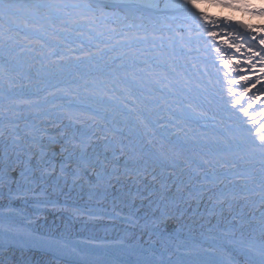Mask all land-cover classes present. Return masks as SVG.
Segmentation results:
<instances>
[{
    "label": "bare ground",
    "instance_id": "6f19581e",
    "mask_svg": "<svg viewBox=\"0 0 264 264\" xmlns=\"http://www.w3.org/2000/svg\"><path fill=\"white\" fill-rule=\"evenodd\" d=\"M97 1L107 6L103 8L105 15L100 10L95 13L101 17L97 23L84 26L91 30H58L63 18L69 27L82 26L70 21L81 16L82 10L47 7L96 5ZM97 1L24 0L45 7L32 22H20L0 37V165L5 147L14 156L18 146L39 137L37 130L46 129L45 136H55L59 129L69 137L83 130L94 134V140L96 136L108 137L107 155L119 160L121 172L124 149L134 158L131 167L134 174L139 171L140 178H122L116 191L100 202L99 197L89 200L86 185L64 187L70 199L50 188L52 199L59 204L42 213L35 212L30 200L9 201L5 188L0 192V218L25 212L23 216L28 218L13 219L10 229L53 240L86 238L129 245L164 241L170 249V240L195 241L187 238L189 234L218 237L224 230L236 229L237 236L242 230L258 244L264 215V155L249 137L251 120L239 112L238 105L233 110L228 102V80L236 78V72L225 77L227 70L216 49L226 58L244 60L246 57L229 45L237 42L251 46L250 38L255 35V50H260L264 0H251L253 4L236 9L216 1L198 2L195 11L207 14L209 20H195L181 8H164L165 3L178 5L181 0H158L160 10L140 8L144 0ZM105 20L114 22L117 30H103ZM238 21L251 26L248 39L234 40V35L243 36L246 31ZM99 27L102 30H97ZM213 31L216 37L209 35ZM236 68L246 70L248 65L242 63ZM240 74L252 75L249 71ZM231 87L243 91L241 85ZM257 89L241 104H252L249 112L259 123L264 122L258 115L264 108V93ZM254 96L260 99H249ZM69 112L84 123L67 127ZM102 143L93 147L100 150ZM54 150L57 154L52 159L58 173L63 157L58 154V144ZM55 182L54 176L50 183ZM137 190L140 196L132 201L130 195L125 201L134 207L129 209L118 200L115 208L126 217L130 210L136 212L135 224L95 213L73 216L61 208L66 201L68 206H86L90 211L113 209L112 196L135 195ZM165 193L169 201L175 198L179 210L170 207L164 213L160 200ZM146 213L148 227H144ZM29 220L34 222L29 225ZM207 243L212 248L213 243ZM0 264L69 263L47 253L0 248Z\"/></svg>",
    "mask_w": 264,
    "mask_h": 264
},
{
    "label": "snow or ice",
    "instance_id": "6c2138e0",
    "mask_svg": "<svg viewBox=\"0 0 264 264\" xmlns=\"http://www.w3.org/2000/svg\"><path fill=\"white\" fill-rule=\"evenodd\" d=\"M227 0H221V3H226ZM107 5L97 3L93 5L87 4H73V5H48L47 7H71L75 9H81L80 15L85 20L95 19V13L97 10L103 13V8ZM235 7L236 5H229ZM41 7H45L40 4L25 3L24 0H0V37L5 36L8 32L17 28L20 22L28 24L32 22L38 16V10ZM143 9H157L160 10L161 5L158 0L150 2V0H144L139 5ZM199 7L197 0H181V3L170 4L165 3L164 8H181L188 12L190 16L195 20H209L210 17L203 12L195 11ZM253 11L255 9H252ZM261 13H264V8L260 9ZM237 24L244 28L245 35L235 36L234 40L248 39L247 32L251 30V26L243 24L242 21H238ZM261 35L258 38L260 50H255V44L257 37L253 35L250 38L251 46L245 47L242 43L234 42L229 45L237 53L246 57L244 60L232 58H226L217 48L216 52L220 53V59L223 69H226L225 77L231 72H236V78L228 80L230 85L227 89L228 95L231 100L228 101L235 106H239V112L243 113L244 117H248L253 127L248 129L249 137L252 144L261 150V154L264 155V122L257 123L255 115L249 112L252 108V104L249 103L246 107L241 104V101L248 95L253 89H259L257 91L264 93V26H260ZM210 36L216 37L215 31L209 33ZM227 43V41H222ZM245 63L248 68L237 70L236 66ZM257 63L260 67L257 68ZM241 71L251 72L249 75H241ZM257 72L259 74H257ZM254 81V82H253ZM231 85H241L242 92H236ZM249 99H260L259 96L249 97ZM253 112L255 110L253 109ZM264 118V108H261L258 113ZM95 124V116L90 117ZM67 120L69 121L67 127H71L74 123L83 124L84 120L79 116H73L71 112L67 114ZM147 126V125H145ZM254 128V134H253ZM41 134L37 138L32 137V142L26 146H18L19 151L15 152L14 156L10 155L7 147H5L3 154V162L0 165V192L3 189H7V198L11 199H23L25 201L30 200L32 207L36 213H42L51 206L56 208L59 204L58 200L52 199L53 192L59 190L62 194L68 196L70 199V193H64V187H76L83 188L85 185L88 189L89 200L99 197L97 202L107 200L109 195L116 191V185L120 183L122 178L131 179L133 181L140 178L139 171L133 173L131 165L135 163L134 158L129 155L124 149H121V155L125 156V162L123 165L124 171L121 172L119 160L113 156L109 158L107 155L109 150V142L107 136H96L95 140L93 135H89L86 131L78 130L73 132L71 136H68L66 131L57 130L55 136H45L46 129L37 130ZM103 142L100 150H96L93 146L97 142ZM258 141V143H257ZM15 144V141H14ZM59 145V155L63 157L59 164V171L57 173V166L53 162L52 157L56 155L55 145ZM92 148L93 151L89 152ZM55 176V184L50 183L51 179ZM155 179V177H153ZM63 182V184H61ZM132 196V201L136 196H140L139 190L132 195L131 192L125 193L123 197L112 196L113 211L118 206L117 201L124 204L125 207L131 209L134 207L133 203H126L128 196ZM143 198V197H141ZM163 206L164 213H167L170 207H174L179 210V204L175 202V198L169 201L168 195L165 193L160 200ZM63 210L70 211L73 216H91V211L86 206L71 205L68 206L67 202L61 205ZM8 211H12L10 205ZM123 211V209H121ZM138 211V210H137ZM119 212H116L113 219L118 218ZM136 212H128V222L135 224L138 223L136 219ZM147 213L145 214V225L148 227L150 221L147 219ZM158 219V218H157ZM34 221L29 220V225ZM261 242L257 245L256 241L251 237H246L244 232L240 230V235H236V229L224 230L218 237L213 238V246L210 249V254L206 259L192 261L191 264H264V215L261 216ZM14 220L8 215H4L0 218V229L8 230L12 227ZM155 223V221H151ZM19 230V229H18ZM53 243H58L53 241ZM75 253L76 250L72 249ZM69 264H100L95 260L80 259L76 261H70ZM135 264H142V262H135Z\"/></svg>",
    "mask_w": 264,
    "mask_h": 264
},
{
    "label": "rangeland",
    "instance_id": "374dc122",
    "mask_svg": "<svg viewBox=\"0 0 264 264\" xmlns=\"http://www.w3.org/2000/svg\"><path fill=\"white\" fill-rule=\"evenodd\" d=\"M219 2L221 3V0H197V2ZM224 5H226L227 7H231V8H244L249 4H253V1L251 0H227L226 3H222ZM229 5H236L235 7L229 6ZM98 19H90V20H85L84 17L82 16H78V17H73L72 19H70L71 22H73L74 24H83L82 26H73V27H69L68 23H64L66 22V19H62L60 22V27L58 28V30H71V28H75L74 30H91L87 27H92L91 24L97 23L99 21V18L101 17H97ZM106 23V28L103 27V30H117L111 22H107L105 20ZM108 25V26H107ZM87 26V27H84ZM102 26H104V24H102ZM97 30H102L100 27Z\"/></svg>",
    "mask_w": 264,
    "mask_h": 264
},
{
    "label": "water",
    "instance_id": "95a60500",
    "mask_svg": "<svg viewBox=\"0 0 264 264\" xmlns=\"http://www.w3.org/2000/svg\"><path fill=\"white\" fill-rule=\"evenodd\" d=\"M96 1H97V0H96ZM94 3H96V4H97V3H99V1H97V2H94Z\"/></svg>",
    "mask_w": 264,
    "mask_h": 264
}]
</instances>
